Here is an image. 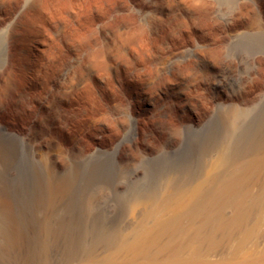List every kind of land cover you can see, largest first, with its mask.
Masks as SVG:
<instances>
[{"label":"rangeland","instance_id":"obj_1","mask_svg":"<svg viewBox=\"0 0 264 264\" xmlns=\"http://www.w3.org/2000/svg\"><path fill=\"white\" fill-rule=\"evenodd\" d=\"M36 1L0 0V213L24 216L27 241L48 214L50 179L69 182L70 218L126 224L135 196L264 133V0ZM81 32L83 52L70 45ZM48 54L61 66L47 70Z\"/></svg>","mask_w":264,"mask_h":264},{"label":"bare ground","instance_id":"obj_2","mask_svg":"<svg viewBox=\"0 0 264 264\" xmlns=\"http://www.w3.org/2000/svg\"><path fill=\"white\" fill-rule=\"evenodd\" d=\"M37 1L30 4L32 8L45 5L44 0L41 6ZM82 32L71 39L70 45L74 44L75 51L90 48L86 44L82 46L88 37V32ZM132 42L133 39H128L124 48L128 49ZM199 47L197 43L191 49L194 55ZM55 55L48 54L40 64L47 70L61 66L59 60L58 65L54 64ZM104 61H94L92 71L104 67ZM37 66L34 73L41 76L43 68ZM72 79L71 87L82 86L79 83L83 81ZM239 112L245 111L238 106L230 112L231 129L240 121ZM182 177L171 176L159 183L155 191L135 196L129 206L130 222L109 223L110 226L91 217L80 222L70 218L63 208L69 204V201L66 204L68 197L65 199L69 182L49 183L50 179L48 214L37 239L33 242L30 239L32 243L27 241L21 226L23 215L11 214L13 210L6 213L10 207H6L5 199L1 205L8 211L0 213V264H264V133L252 135L245 144L237 138L226 141L209 155L198 174L188 180Z\"/></svg>","mask_w":264,"mask_h":264}]
</instances>
